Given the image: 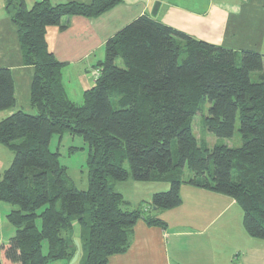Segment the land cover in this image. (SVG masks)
<instances>
[{
    "label": "trees",
    "instance_id": "1",
    "mask_svg": "<svg viewBox=\"0 0 264 264\" xmlns=\"http://www.w3.org/2000/svg\"><path fill=\"white\" fill-rule=\"evenodd\" d=\"M123 0H91L30 8L5 0L16 29L23 65L33 68L28 114L0 120V145L13 155L0 179V202L14 206L6 219L14 235L0 244V264H107L125 253L139 219L182 204L185 183L232 199L242 212L247 236L264 241V56L190 38L146 16L121 28L104 45V58L82 102H71L62 84L64 64L48 49L46 32L64 17L95 18ZM183 54V58L181 57ZM210 103L207 131L233 136L236 120L242 145L203 149L192 131L202 100ZM10 71L0 68V113L15 107ZM79 135L87 147L86 190H78L49 149L53 135ZM175 143L176 152L172 151ZM127 164L128 171L124 168ZM166 183L149 206L130 209L113 188L123 181Z\"/></svg>",
    "mask_w": 264,
    "mask_h": 264
},
{
    "label": "crops",
    "instance_id": "2",
    "mask_svg": "<svg viewBox=\"0 0 264 264\" xmlns=\"http://www.w3.org/2000/svg\"><path fill=\"white\" fill-rule=\"evenodd\" d=\"M40 1L43 0H24L28 8ZM47 1L58 5L68 2L88 4L91 0ZM248 2L250 0H240V3L238 0H123L95 18L64 17L59 27L48 28L46 41L55 59L64 64L62 84L68 99L79 105L83 92L93 85L90 78L95 65L103 60L106 41L131 21L146 16L195 40L234 51L253 50L248 46L233 47L234 43H255L260 34L263 18L255 26L244 18ZM0 68L10 71L16 99L12 110L0 113L2 120L21 111L22 105L30 107L33 75V68L22 63L16 29L5 11V0H0ZM75 98L81 101L76 103ZM12 159V153L0 145V179ZM153 184L163 185L157 192L168 189L166 183ZM182 192L180 187V196ZM183 193L198 197L189 203L193 208L184 211V206L180 205L165 211L151 209L153 215L148 216L162 220L165 228L149 226L139 219L133 227L128 250L111 256L107 264H264L258 250H249L246 260L245 251L233 237L231 229L239 225L238 217L234 216L231 221L226 211L230 198L192 188H185ZM126 202L130 207V201ZM145 202L147 209L149 205ZM141 203V200L137 201L134 209L140 208ZM143 212L148 213L149 209ZM76 227L77 240L80 230ZM236 233L242 240V235ZM255 247L253 244L249 248Z\"/></svg>",
    "mask_w": 264,
    "mask_h": 264
},
{
    "label": "rangeland",
    "instance_id": "3",
    "mask_svg": "<svg viewBox=\"0 0 264 264\" xmlns=\"http://www.w3.org/2000/svg\"><path fill=\"white\" fill-rule=\"evenodd\" d=\"M238 3H240V0H238ZM261 15V17H260ZM260 17V18H259ZM244 18L248 22H252L253 26L257 24L258 21H260L261 18H263L260 34L257 36V39L255 40V43L253 41L252 44L247 43H237L233 44L234 48H240V47H251L250 49H253V51L259 52L264 56V0H250V2L245 4L244 9ZM245 44V45H244ZM250 45V46H249ZM252 45V46H251ZM238 53V58L240 56L241 50H236ZM102 59L104 56H101ZM183 54H181L180 58H183ZM264 62V61H263ZM94 72V71H93ZM92 81L93 77L91 76ZM74 80V77H73ZM76 103L80 102L81 99H76ZM210 107L209 101L206 99L202 100L199 106V111L194 116L192 120V131L193 134L198 142V145L201 146V148L205 149H211L214 146H226L229 148H239L242 145L241 136L238 132L239 128V121L236 120L235 124V130L234 134L229 139H218L211 133L207 131V128L204 124V120L208 115V109ZM19 110L28 113V114H34L35 112L25 105H22ZM49 149L52 152H58L59 154V161L60 163L67 168V174L70 177L71 181L73 182L74 186L78 190H86L88 185V178H87V167H86V160H87V147L84 143L83 139L79 135H70L68 133H64L61 136V139H59V136L53 135L52 139L50 141ZM172 151L175 154L176 152V145L173 143L172 145ZM124 168L128 171L127 164L124 165ZM192 177V172L188 169V167L185 165L181 169L180 179L182 182H187ZM160 187H163V185L160 184H153V183H142V182H133V181H123L120 183H115L113 185V188L115 191L121 193L123 198L125 200L130 201L131 206L130 209H134L136 207L137 201L141 200L140 208L144 207L143 204L146 200H150L152 195L158 191ZM185 188H192V189H198L203 190L197 187H193L187 184L181 185V190L184 192ZM162 192V191H161ZM181 193L184 208L182 210L189 211V209L193 208L191 204H189L192 200L198 198L194 196H190L185 193ZM151 193V194H150ZM213 193V192H212ZM148 194L149 197H148ZM220 195V194H219ZM224 196V195H220ZM232 200V199H231ZM226 208V211L229 213V216H231V221H234V216L238 217V228H232V234L233 237L239 242L240 247L245 251V259L247 260L249 258V250H258L264 260V241L252 239L249 236L246 235L244 232L243 226H242V212L241 209L234 203H230ZM233 201V200H232ZM178 208V207H177ZM13 209H16L14 206H11L9 204L0 202V244L6 243L9 238H11L14 235V228L8 223L6 219V215ZM152 209V207H151ZM181 210V209H177ZM145 215H153L152 211H149L148 213H145ZM76 230L79 231V228L76 227ZM236 232H239V234L242 235V240L239 239ZM253 244L259 248H249L252 247ZM50 264H66L65 261H56L51 262ZM71 264V263H69Z\"/></svg>",
    "mask_w": 264,
    "mask_h": 264
},
{
    "label": "water",
    "instance_id": "4",
    "mask_svg": "<svg viewBox=\"0 0 264 264\" xmlns=\"http://www.w3.org/2000/svg\"><path fill=\"white\" fill-rule=\"evenodd\" d=\"M152 210H157V208L156 207H152ZM73 243H74V246L76 247V252H75V254H74V256H73V258H72V260L70 262L71 264H74L77 261L79 253H80V248H79L78 241L74 240Z\"/></svg>",
    "mask_w": 264,
    "mask_h": 264
},
{
    "label": "built area",
    "instance_id": "5",
    "mask_svg": "<svg viewBox=\"0 0 264 264\" xmlns=\"http://www.w3.org/2000/svg\"><path fill=\"white\" fill-rule=\"evenodd\" d=\"M96 75V72L94 71L93 73H92V76H95Z\"/></svg>",
    "mask_w": 264,
    "mask_h": 264
}]
</instances>
